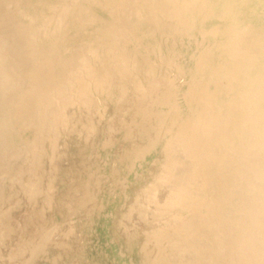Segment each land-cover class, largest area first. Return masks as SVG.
<instances>
[{
  "label": "bare ground",
  "instance_id": "1",
  "mask_svg": "<svg viewBox=\"0 0 264 264\" xmlns=\"http://www.w3.org/2000/svg\"><path fill=\"white\" fill-rule=\"evenodd\" d=\"M96 7L109 11L110 15L113 14L112 18L108 19L109 21L105 19L107 23H104L105 25L102 29L110 37L112 36L114 41L110 40L112 43L110 42L111 45L107 49L97 46V50L92 51L83 60L81 58L82 61L79 60L80 63L77 65L78 61L76 63L77 66H75L72 60L66 57L67 53L71 52V46L67 43L68 38H66V33L69 31L68 27H72V20L75 21L74 23L80 20V23L84 24L87 19L82 17L85 14H92L91 18L95 20L93 15L96 14H93V11L96 10ZM102 14V16H99L100 19L104 17V13ZM83 30L85 31V29ZM181 33H188L192 36L199 35L201 39V41L199 40L201 42L200 50L197 49L198 45L196 44V49L199 50L196 53L198 62L195 61V66H190L191 68L188 69L192 73V79L190 78V82L187 81L190 86L187 87L186 93L182 91L184 92L183 94L170 88L173 83L176 84L174 81L171 85L168 84L170 82L166 81L169 85V87H166L163 81L165 77L161 80V76H155L154 71L158 68H156V65L153 66L156 62L154 61L155 59L153 60L154 63L152 62L149 52L143 51V55L137 44L134 51L128 47L129 44H134L137 40L141 41L155 37L158 34L162 38H169ZM160 41L162 42V40ZM176 41L172 42L176 43ZM180 41L182 40L180 39ZM161 42H158V46L162 45L159 44ZM182 43L184 44V41ZM172 44L171 47L173 48L174 45ZM146 47L148 45L145 46V49ZM151 49L155 48H152L151 45ZM179 49L182 51L180 46ZM153 51L155 53V50ZM158 54L156 58L159 56ZM166 56L168 58L169 55L166 54ZM162 57L164 60L165 56H163V53ZM189 58H191V55ZM262 58L264 59V0H0V112L9 111V118L11 113H13V120L19 124L15 127L19 126L20 130L23 129L22 133L33 129L34 140L29 138L31 140L29 144L35 147H33V151H30L31 158L35 157V159L33 158L35 161L32 159L35 163L29 167L26 165L25 160V163L21 162L24 163V166L13 169L14 165L16 167L17 164L13 163L14 161H12V164L10 159L15 156L12 152L16 149L11 145L10 148L12 147L14 150L12 149V152L9 151L7 139L3 143L5 144L4 148L7 144V149L0 153L1 178L2 175H9L8 177L11 178L8 179L6 177L7 180L11 182L18 180L20 182L19 180L22 179V184L23 180H25L26 182L24 183L28 186L26 196L29 197L26 199L31 203V206L28 208L26 205L27 209L22 210L18 216L14 217V214H12L13 218L11 219L10 212L9 216L7 217V214L4 218L5 222L0 219V249L4 247L3 249L7 250L6 253L0 254V264H28L36 250L46 244L43 242L44 240L46 241L45 238L48 236V229H45L48 226L45 225L46 223L43 224V215H45L44 213H46L48 208L52 209V206L56 205L57 201L60 202L59 199L61 198L60 196L55 197L57 194H55L56 191L54 192L52 181V179H56L54 175L56 177V173H58L56 169L60 165L56 166V163H58L57 157L51 151L58 149L60 146V149H64L61 152L62 155L64 157L67 156L66 151L74 147V145L69 147L67 144V142L70 143L71 141V134L75 126L73 124L76 123V127L79 126L78 136L80 138L84 137L86 139H84V142H88V139H91L89 140L90 142L95 139L92 136H96L98 121H100V127L106 123L103 126L106 135L105 139L106 137L107 139L110 138L112 140L111 144H113V139L119 130L120 123L128 121V124L126 123L124 126H129L131 124L130 118L136 116H149L148 122L151 123L152 127L156 128L154 135L146 132V138L149 141L137 151V153L143 154L142 157L149 150H154L162 138L168 137L171 140V142L169 140L164 155L161 157L162 159L160 161L155 159L156 167L154 169H157L156 171L154 170V184L151 183L153 178L149 175L150 183L153 185L147 183L144 185L142 183L141 185L140 183L138 184L139 186L137 185V189L134 186L136 192L133 193V200L132 202L129 200L131 203L128 206L129 208L126 207L125 215L124 217L122 216L123 222L119 225L125 231L124 238L139 237L137 246L139 254H142L144 258L143 262L148 263L146 260H149L150 255L147 256V254L151 251L150 245L153 243L156 249L152 257L154 264H264V247L261 245L256 246L258 242H264L263 240L258 241L260 239L259 235L264 238V209L257 207L259 203L255 202L259 201L258 198L262 195L255 198V193H258V190L264 187L263 180V183L260 181V175H262L263 170H257L261 163L258 164L255 160V155H257L258 150H261L259 148L264 147V114L260 111V108L264 107V102L259 99L261 96L264 97V61L259 65ZM165 63L167 62L165 61ZM176 65L178 66V63ZM260 67L261 70L259 71H263V74L259 73L260 75H258L256 73ZM169 68L172 71V67ZM179 68L178 66L177 69ZM174 71L176 72V68ZM158 72L161 71L159 70ZM166 72L169 76L170 73ZM178 73L181 76L182 72ZM178 76L176 75V77ZM176 85L174 87H177ZM127 88L131 91L130 97H127ZM179 99L185 100L184 105L188 108V111H184V106L179 103ZM164 106L168 107V111L161 110ZM73 110H76V113ZM107 114L109 115L108 120H105ZM141 119L143 121V118ZM175 119L179 120L178 127H173ZM7 120L4 117L1 120L3 123L0 121L2 138L3 134L5 138L7 137L6 135L13 133L11 128H9L10 133L5 132L8 127L6 126ZM13 120L9 119V121ZM16 122H13V125ZM100 132L103 131L101 130ZM101 134L102 138L104 135L103 133ZM18 137L21 136L18 135ZM26 137L25 139L27 140ZM8 138L12 139L11 137ZM247 138L249 139L246 140ZM241 139H244L243 142ZM134 140L132 138V141ZM104 143L102 145H105ZM29 144L26 145L29 146ZM46 145L51 147L50 150L52 149L49 151L52 153L51 156L45 152ZM91 146L90 148L93 150V141ZM25 148L23 149L27 153ZM29 149H32L31 146ZM5 150L11 153L5 152ZM118 151L120 152L119 149ZM119 152H117V155ZM26 153L23 158L28 155ZM93 153L95 154L94 151ZM18 154L20 152L16 155ZM85 156L83 157L84 159ZM97 157L100 158V154H97ZM15 158L19 160V157L16 156ZM96 159L93 158V160ZM20 161H23V159H20ZM46 164L47 167L45 169ZM105 164L106 162H104ZM10 165L13 167L10 168ZM114 165L117 164L114 163ZM11 169L13 174L9 173ZM25 169L26 172H24ZM30 170L35 173L32 178L28 174ZM77 172H79L78 169ZM34 173L32 172L31 174ZM143 173H145V170ZM110 174L112 175V173ZM134 175L136 176V173ZM70 177L71 175L68 176L69 180ZM98 177H101V175ZM114 177L116 179V176ZM121 177L119 178L121 179ZM6 178H2L3 183ZM85 178L83 179L85 180ZM86 180H89L88 176ZM92 180L89 183L93 182ZM2 181H0L1 185L3 184ZM80 181L82 180L80 179ZM42 183H44L43 186H41ZM81 184L74 186L76 190L72 187L75 190V192L73 191L75 200H72L73 203L71 202L70 205L73 209L80 198H82L83 204L86 202L90 205L92 201V198L85 194L88 193L86 190L92 183L90 185L87 183L89 187L87 184ZM185 184L187 188H183ZM11 186L14 188L13 185ZM115 187L117 186L115 185ZM21 189L19 188V190ZM43 189L46 190L44 191ZM97 190H100V188H97ZM53 192L55 195H53ZM165 193L168 194L164 195ZM42 194L46 196V200L42 199L44 202L40 203H46L47 210H45L46 206L44 205L45 207L38 211L35 205L38 204ZM7 196L0 193V207H6L5 202L8 204L11 201L12 198L9 199ZM15 198L17 197L15 196ZM101 198L100 200H102ZM138 199H141V204L138 203ZM161 200L162 204L155 208V205ZM68 201L71 200L68 199ZM68 201L65 200L64 204ZM19 203L21 204L20 201ZM13 206L12 204V208ZM16 206L21 207V205ZM64 206L66 208V204ZM9 207L7 208L9 209ZM55 207L57 208V206ZM78 209H80V206ZM3 210L2 208L0 213ZM70 210L74 213L72 208ZM83 210L85 211V209ZM90 210L92 211V209ZM5 211L8 213L9 210ZM140 211L157 214L149 219H145L146 216L144 215V220L140 221L137 224L138 226H133V224L130 226L128 223L129 217ZM2 214L5 216L6 213L2 212ZM67 215L71 217L69 216L70 214ZM45 216L47 217L48 215ZM9 217L10 219L6 221ZM68 217L66 218L68 219ZM156 217L160 218L157 219V223L155 222ZM76 219L78 220L79 218ZM147 221L158 224L157 226L155 225L154 235L150 234L152 237L147 235L146 230H150L153 226ZM131 222L133 223V221ZM71 228L75 229L74 226ZM71 228L67 226V230ZM51 230L52 232H50ZM71 230V233L67 234L71 235L73 232ZM49 232L47 243H50L51 240H55V243L62 241L58 237V228H52L51 226V229L49 227ZM64 232L66 233L67 231ZM112 235L111 232V237ZM65 236L67 235L65 234ZM145 236L148 237L146 241H144ZM68 237L65 238L67 239ZM71 237L74 238V236ZM255 237L259 239L255 240ZM65 238L63 236L62 239L64 240L62 243H66ZM176 238L180 239L182 250L188 254L186 256L182 255L184 256L182 257L183 259L178 256L177 259H179L177 261L176 258H170V260L168 257L169 255L171 256L169 253L173 252L171 242ZM78 239H80V236ZM129 239L131 240V238ZM69 241L73 242L72 239ZM131 243L129 244L131 245ZM75 244L73 243L74 246H76ZM261 244L263 245V243ZM48 248L50 249L51 247ZM20 251L24 253L23 260H20L21 255L18 254ZM74 252L76 253V251ZM17 255H19V259H14V256ZM38 256L42 257L41 255ZM46 256L48 255L46 254ZM53 256L55 255L53 254ZM45 259L47 260L46 257H44V261ZM59 259L62 261V258L59 257ZM41 260L43 259L41 258ZM51 261L53 260L51 259ZM65 263L67 264V262Z\"/></svg>",
  "mask_w": 264,
  "mask_h": 264
},
{
  "label": "rangeland",
  "instance_id": "2",
  "mask_svg": "<svg viewBox=\"0 0 264 264\" xmlns=\"http://www.w3.org/2000/svg\"><path fill=\"white\" fill-rule=\"evenodd\" d=\"M96 10H94L93 11V14H96V15H93V16H95V20H92V18H91V15H88V14H85L82 18H84V19H87L86 21H84L85 23L84 24H82V23H80V20H79V22H76V23H74L75 21H71V22H73L72 24V27H68V32L66 33L67 34V36H66V38H68V44H70V46H71V48H70V50H71V52L69 51L68 53H67V55H66V57H67V59L69 58V59H71L72 60V63L75 65V66H77L79 63H80V61L79 60H81V58H82V60L84 59V57H86V56H89V54L92 52V51H95V50H97L98 49V47H103V48H106L107 49V47L109 46V45H111L110 44V42L112 41H114V40H112V36L110 37V35L109 34H107L106 32H105V30H103L102 28L104 27V25L107 23V20L109 19H111L112 18V15H110V13H109V11H105L104 9H102L101 7H96L95 8ZM101 9V11H99ZM96 11V12H95ZM101 12V13H100ZM100 13V14H99ZM102 13H104V17L102 18V19H100L99 18V16H102L103 14ZM106 13H107V16H106ZM98 15V16H97ZM106 16V17H105ZM109 17V18H108ZM105 19H107V20H105ZM82 20V19H81ZM108 20V21H109ZM100 22V23H99ZM105 23V24H104ZM74 26V27H73ZM80 29H79V28ZM83 29H85V31L83 30ZM77 31V32H76ZM92 31V32H91ZM70 32V33H69ZM80 32V33H79ZM96 32V33H95ZM160 35L158 34V35H156L155 37H151V38H147V39H143V40H137L138 41V43H137V41H135V43L134 44H129L128 45V47L129 48H131L132 49V51H134V48H136L135 46H136V44L138 45L137 47L139 48V50L141 51V53L143 52V51H147V52H149V56H150V58H151V60H152V62H153V60L156 62L155 64H153V66L154 65H156V68H158L156 71H154L155 73V76H157V77H160L161 78V80L162 79H164L163 77H165V79L163 80L164 82H165V86L167 87H169V85H171L172 84V82L174 81L176 84H172L173 86L171 87L170 86V88L172 89V90H175V91H177V92H182V91H184L185 93L187 92V87H189L190 86V84H189V82H190V78L192 79V73H191V71L190 70H188L189 68H191V67H193V66H195L194 65V62L195 61H197L198 62V57H197V52L200 50V41H201V39H200V36L199 35H190V34H188V33H181V34H176V35H174V36H171V37H173V38H171V37H159ZM178 37H180V38H178ZM80 38V39H79ZM176 38V39H175ZM191 38V39H190ZM162 40V42L160 41V40ZM166 39V41H164ZM170 39H171V41H170ZM178 39V41H176ZM182 40V41H184V44L182 43V41H180L179 42V40ZM188 39V40H187ZM83 40V41H82ZM86 40V41H85ZM90 40V41H89ZM111 40V41H110ZM190 40V41H189ZM195 40V41H194ZM200 40V41H199ZM71 41V42H70ZM77 41V42H76ZM103 41V42H102ZM109 41V42H108ZM172 41H176V43H173ZM199 41V42H198ZM87 42V43H86ZM111 42V43H112ZM158 42H161V43H159V44H162L161 46L159 45L158 46ZM166 44H165V43ZM173 44H172V43ZM191 42V43H190ZM91 43H92V45H91ZM101 43V44H100ZM140 43H142V44H140ZM172 45H174V47L172 48L171 47V44ZM178 43V44H177ZM194 43H195V45H194ZM199 43V44H198ZM67 44V45H68ZM99 44V45H98ZM181 44V45H180ZM183 44V45H182ZM189 46H188V45ZM196 44L198 45V47L196 46ZM148 45V47H146V49H145V46H147ZM151 45H152V48H155V49H151ZM167 47H166V46ZM98 46V47H97ZM140 46V47H139ZM150 46V47H149ZM156 46V47H155ZM177 46V47H176ZM179 46H180V48L182 49V51L179 49ZM183 46V47H182ZM187 46V47H186ZM142 47H143V49H145V50H143L142 49ZM157 47H160V48H157ZM176 47V48H175ZM196 47H197V49H199V50H197L196 49ZM167 48V49H166ZM172 48V49H171ZM158 49V50H157ZM191 51H190V50ZM153 50H155V53H154V51ZM166 50H168V51H166ZM170 50H172V51H170ZM175 50V51H174ZM159 51V52H158ZM160 51H163V52H161L160 53ZM80 52V53H79ZM159 54H158V53ZM176 52H177V55H176ZM178 52H180V53H178ZM187 52V53H186ZM193 52V53H192ZM84 53V54H83ZM162 53H163V56H165L164 57V60L162 59L163 57H162ZM171 53H172V55H171ZM192 53V54H191ZM143 54V53H142ZM155 54V55H154ZM159 55L158 57L160 58V56H161V60H160V62H159V60L156 58V55ZM166 54H168L169 56H168V58H167V56H166ZM188 54V55H187ZM79 55V56H78ZM83 55V56H82ZM144 55V54H143ZM180 55H181V57H180ZM191 55V58H189V56ZM155 56V57H154ZM172 56V57H171ZM195 56V57H194ZM177 57V58H176ZM194 57V58H193ZM171 58H173V59H171ZM180 58V59H179ZM183 58V60H181ZM75 61H74V60ZM171 59V60H170ZM190 59V60H189ZM192 59V60H191ZM81 60V61H82ZM162 60H163V62H162ZM174 60V61H173ZM79 61V62H78ZM165 61L167 62V63H169L168 65H166L167 63H165ZM178 61V62H177ZM185 61H186V63H185ZM262 61H264V59L262 58L261 59V61H260V64L259 65H261L262 64ZM78 62V63H77ZM171 62H175L173 65L171 64ZM76 63H77V65H76ZM154 63V62H153ZM176 63H178V66L180 67L179 69L181 70H179V69H177L178 68V66L176 65ZM264 63V62H263ZM158 65V66H157ZM191 66V67H190ZM161 67H163V68H161ZM169 67H172V71H171V68H169ZM258 67V66H257ZM161 68V69H160ZM164 68H166V69H164ZM169 68V69H168ZM175 68H176V72L174 71L175 70ZM183 68V69H182ZM257 69V68H256ZM161 71V72H158V71ZM163 70V71H162ZM164 70H166V71H168V73H170L169 74V76L164 72ZM185 70V72L183 73V71ZM259 70H261V67L258 69V72L256 73V74H258V75H260L259 73H261V74H263L262 72L263 71H259ZM262 70H263V68H262ZM170 71V72H169ZM190 73H189V72ZM257 71V70H256ZM174 72V73H173ZM178 72H182L181 73V76H180V73H178ZM161 73V74H160ZM163 74V75H162ZM174 74V75H173ZM182 74H184L183 76H182ZM172 75H173V78L171 79V77H172ZM176 75H179L178 77L180 78H178V77H176ZM176 78H175V77ZM157 77H155V78H157ZM167 77H169V78H167ZM174 79V80H173ZM184 79V80H183ZM172 80V81H171ZM180 80V81H179ZM170 82V83H168L167 84V82ZM177 81V82H176ZM179 81V82H178ZM182 81V82H181ZM187 81H189V82H187ZM163 82V83H164ZM181 83V84H180ZM189 84V85H188ZM177 86V87H174V86ZM183 87H182V86ZM188 85V86H187ZM126 86L127 87H129V85L128 84H126ZM180 86V87H179ZM182 87V88H181ZM180 90V91H179ZM184 92H182V94L184 93ZM127 94H128V96L127 97H130V95H131V91H130V89L129 88H127ZM264 95V94H263ZM115 98V97H114ZM260 100H261V102L263 101L264 102V97L263 96H261L260 98H259ZM180 100H181V102H180ZM184 102H185V100H183V99H179V103H182V106H184V111H188V108L184 105ZM186 108V109H185ZM166 110V111H168V107L166 106H164L163 108H161V110ZM160 110V111H161ZM162 110V111H163ZM73 111H75V113H76V110H73ZM260 111H261V113H263L264 114V107L263 108H260ZM4 113V114H3ZM9 111H5V112H0V121L1 120H3V118L4 117H6V120H7V123H6V126H8L7 127V129H6V131L5 132H7V133H10L11 131H10V129L9 128H11V130H12V132L13 133H11V134H8V135H6L7 137H5L4 138V134H3V138L1 137V128H0V145H2V146H0V153H1V151H3L4 152V149H7L6 147H7V144H6V146H5V148H4V145L5 144H3L4 143V141L7 139L8 141L7 142H9V143H11V144H9L8 143V145H9V147H8V149H9V151H11L12 152V149L13 148H15L18 152L17 153H19L20 152V154H18V155H16L17 153H16V150L15 151H13L12 153H13V155L15 154V156H13V159H10L11 160V163H12V161H14L13 163H16L17 165H16V167H15V165H14V167H13V169H15V168H20L21 166H24L23 164L25 163L24 161L26 160V165H28V167L29 166H33L34 165V159H35V157H32L31 158V152L30 151H33L34 150V146L33 145H30L29 143H31V140H34L33 138H34V134H33V129H32V131H31V129L30 130H27L28 132H29V134L27 135V131H24L23 133H22V131H23V129H21L20 130V128H19V126L18 127H15L16 125H19V124H17V122L15 121V120H13L14 118H13V113H11V117L9 118ZM102 114H104V112H102ZM5 115V116H4ZM153 115V114H152ZM183 116H184V114H182ZM108 114L105 116V120H108ZM2 117V118H1ZM141 118H143V121L144 120H146V121H142V119ZM181 118V117H180ZM9 119H12L13 121H9ZM134 119V120H133ZM139 119V120H138ZM149 119H150V117L149 116H136V117H134V118H130V122H131V124H130V122H129V126L128 125H126V126H124L126 123L128 124V121H126V123H123V122H121L120 123V125H119V130L116 132L117 134L115 135V137H114V139H113V144H111V139L110 138H108L107 139V137H106V139L108 140H106L105 139V131H104V128H103V126L104 125H106V123H105V121L104 120H102L103 121V123H105V124H103L101 127H100V121H98V130L96 131V136H92V138L94 137L95 139H93L92 141H93V150H92V148H90V147H92L91 146V143H92V141H90L89 142V140H91V139H88V142L87 141H85L84 142V137H82V138H80L79 136H78V133L79 132H77L78 131V128H79V126H77L76 127V123H74L73 125H75L73 128V132H72V136H71V138H70V143L69 142H67V144H68V146L70 147L71 145H74V147L71 149H68L67 151H66V154H67V156L66 157H64L63 155H62V153L61 152H63V150L64 149H60V146L58 147V149H55L54 151H55V153H54V151L52 150H50V148L51 147H49L48 145H46V148H45V152H46V154H48L49 156H51V154L53 153V154H55V157H57V162L59 163H56V166L57 165H60V167L59 166H57V171H58V173H56L57 175H56V177H55V175H54V178H56V179H52V181H53V184H54V192L56 191V193L55 194H57V195H55L54 194V192H53V195H55V197H57V196H60L59 198V201L60 202H56V205L54 204L53 206H52V209L51 208H48V210H47V206H46V203H44V204H42L44 201L43 200H46V196L44 195V194H42L41 195V197H40V199H39V202H38V204H36L35 205V207L37 208L36 210H40V209H42V207H45V210H47L46 211V213H44L45 215H48L47 217L45 216V215H43V224H45V225H47V226H45V227H47V228H45V229H48V236H49V234H50V232H52V230L49 232V227H50V229H51V226H52V228H58V237H60V239L62 240L61 242L59 241L57 244L55 243V240H51L50 241V243H47V238H48V236H46L47 238H45L46 239V241L44 240V242L43 243H46V244H43V247L41 248V247H39L37 250H39V251H37L36 250V252L38 253L39 252V254H37L36 252V254H35V256H34V254L31 256L32 258H30V261H29V263L28 264H66L65 262H67V264H154L153 263V259H152V257H153V255L155 254V248H154V244L153 243H151V251H149V254H147V256H149V260H146V261H148V263L147 262H143L144 261V258H143V256H142V254H139V250H138V244L139 243H137L138 241H137V239L139 238L138 236H136V238H135V236L132 238V237H129V238H131V240L127 237V238H124V229L121 227L120 228V223L121 222H123V217H124V213L126 212V207H128L129 205H130V203L132 202V200H133V193H135L136 191V189L138 188V184H140L141 183V185H142V183H143V185L144 184H151V183H153L154 184V181L153 180H155L154 179V174H155V171H156V169H154V167H156L155 165V159H156V161H160L162 158L161 157H163L162 155H164V152H165V149H166V147H167V145H168V143H169V140H170V138H162L161 140H160V142H159V144H158V146H156L155 147V149L153 150H149L148 152H146L145 153V155H144V157H142V155L143 154H139V152L137 153V151L139 150V148L142 146V145H146L147 144V142L149 141L147 138H146V132H148L150 135H154L155 134V131L154 130H156V128H154V127H152L151 126V123H149L148 121H149ZM10 123H9V122ZM2 123H3V121H1ZM1 122H0V124H1ZM13 122L15 123L16 122V124L15 125H13ZM11 124V125H10ZM147 125V126H146ZM178 125H179V120L178 119H175L174 120V122H173V127H178ZM121 128V129H120ZM16 129H17V131H16ZM129 129V130H128ZM14 130V131H13ZM20 130V131H19ZM26 130V129H25ZM103 131V132H100V131ZM139 130V131H138ZM151 130V131H150ZM153 130V131H152ZM10 131V132H9ZM120 131V132H119ZM124 131V132H123ZM16 132H19V133H17L16 134ZM32 132V133H31ZM119 132V133H118ZM126 132H128V133H126ZM7 133H5V134H7ZM74 133V134H73ZM101 133H103V135L104 136H102V138H101V135L100 134ZM122 133V134H121ZM133 135H132V134ZM152 133V134H151ZM23 134V135H22ZM24 134H26L27 135V137H26V135H24ZM31 134H32V136H31ZM145 134V135H144ZM18 135L19 136H21V137H18ZM76 135V136H75ZM120 135V136H119ZM123 137H122V136ZM99 136V137H98ZM119 136V137H118ZM8 137H11L12 139H10V138H8ZM25 137L27 138V140L25 139ZM20 138H21V141H20ZM24 138V139H23ZM31 140H30V139ZM104 138V139H103ZM119 138V139H118ZM121 138V139H120ZM132 138H133V140H134V138H135V140L134 141H132ZM250 138V137H249ZM249 138H247L246 140H248ZM4 139V140H3ZM80 139V140H79ZM123 139V140H122ZM10 140H11V142H10ZM86 140V139H85ZM97 140V141H96ZM98 140H99V142H98ZM110 140V141H109ZM244 140V139H243ZM243 140L241 139V141L243 142ZM27 141V143L26 144H29V146H27L26 144H25V142ZM79 141V142H78ZM107 143H106V142ZM115 141V142H114ZM116 141H118V142H116ZM138 141V142H137ZM146 141V142H145ZM7 142H5V143H7ZM105 142V143H104ZM109 142V143H108ZM120 142V143H119ZM137 142V143H136ZM145 142V143H144ZM170 142H171V140H170ZM22 145H20V144ZM84 143H85V146H84ZM90 144V145H88V144ZM101 144V147H100V144ZM102 143H104L105 145H102ZM114 143H116V144H114ZM127 143V144H126ZM129 143V144H128ZM131 143V144H130ZM144 143V144H143ZM18 144V145H17ZM97 146H96V145ZM118 144V145H117ZM133 144V145H132ZM13 146V148L11 147L10 148V146ZM17 145V146H16ZM80 145V146H79ZM108 145H109V147H108ZM114 145V146H113ZM117 145V146H116ZM122 145H124L123 147H122ZM127 145V146H126ZM131 145V146H130ZM14 146H16V147H14ZM23 146H25V147H27V148H25V147H23ZM30 146H31V148L32 149H29L30 148ZM111 146V147H110ZM1 147H2V150H1ZM21 147V148H20ZM25 148V149H27V153L25 152L26 150H24L23 148ZM34 147V148H33ZM85 147V148H84ZM87 147H88V149H87ZM127 147V148H126ZM49 148V149H48ZM107 148V149H106ZM126 148V149H125ZM264 147H262V148H259V149H261V150H258V153H257V155H255L256 156V162L258 163V164H260L261 163V167L260 166H258L257 167V170L258 171H262V175H260L261 177V182H262V180H263V182H264V179H262V178H264L263 176H264V162H262V161H264V159H262V158H264L263 156H264V149H263ZM11 149V150H10ZM18 149H22V150H18ZM102 149V150H101ZM106 149V150H105ZM118 149L120 150V152L118 151ZM263 149V150H262ZM14 150V149H13ZM57 150V151H56ZM59 150V151H58ZM108 150V151H107ZM123 150V151H122ZM131 150V152H129ZM136 150V151H135ZM8 150H5V152H7ZM8 151V152H9ZM24 152V154H22L23 152ZM49 151H51L52 153H50ZM91 151V152H90ZM93 151L95 152V154L93 153ZM260 151V152H259ZM262 151V152H261ZM11 152H9V153H11ZM22 152V153H21ZM29 152V153H28ZM56 152H57V156H56ZM110 152V153H109ZM117 152H119L118 153V155H117ZM8 153V155H10ZM25 153L26 154H28V155H26L24 158H23V156L25 155ZM78 153V154H77ZM81 153V154H80ZM91 155H90V154ZM131 153V154H130ZM29 154H30V156H29ZM89 154V155H88ZM97 154H100V158L99 157H97ZM113 154H116V155H114L113 156ZM260 154V155H259ZM1 155V154H0ZM12 155V154H11ZM20 155V156H19ZM79 155H80V157H79ZM84 155H86L85 156V159L83 158L84 157ZM93 155H94V157H93ZM136 155H138L137 157H136ZM160 155V156H159ZM19 157V160L17 159V158H15V157ZM22 156V157H21ZM61 156H63L62 158H61ZM117 156V157H116ZM118 156H119V158H118ZM157 156V157H156ZM259 158H258V157ZM26 157H28V158H26ZM60 157V158H59ZM107 157V158H106ZM125 157V158H124ZM153 157H155V158H153ZM262 157V158H261ZM31 158V159H30ZM34 158V159H33ZM70 158V159H69ZM81 158V159H80ZM91 158V159H90ZM93 158L94 159H96V160H93ZM99 158V159H98ZM118 158V159H117ZM159 158V159H158ZM258 158V159H257ZM20 159L22 160L23 159V161H20ZM34 161H33V160ZM80 159V160H79ZM89 159V160H88ZM117 161H116V160ZM127 159V160H126ZM144 159V160H143ZM15 160H16V162H15ZM20 161V162H18V161ZM30 160V161H29ZM82 160V161H81ZM100 160H101V162H100ZM259 160V161H258ZM29 161V162H28ZM68 161V162H67ZM78 161V163L76 164V162ZM85 161H87L86 163H85ZM91 161V162H90ZM110 161V162H109ZM112 161H114V162H112ZM135 161V162H134ZM21 162H24V163H21ZM74 162H75V164H74ZM96 162H97V164H96ZM100 162V163H99ZM104 162H106V164L104 165ZM10 163V164H11ZM12 163V164H13ZM20 163V164H19ZM81 163V164H80ZM95 163V164H94ZM112 163V164H111ZM114 163L115 164H117V165H114ZM19 164V165H18ZM47 164H48V162H47ZM47 164L45 165V169H46V167H47ZM79 164H80V166L81 167H83V168H81L80 166H79ZM83 164H86V165H83ZM110 164V165H109ZM118 164H120L119 166H118ZM139 164V165H138ZM65 165H66V167H65ZM78 165V166H77ZM97 165V166H96ZM152 165V166H151ZM70 166V167H69ZM75 166H76V168H75ZM11 167V165H10V168H12ZM49 167H50V163H49ZM64 167H65V169H64ZM78 167V168H77ZM97 167V168H96ZM102 167H103V169H102ZM125 167V168H124ZM60 168V169H59ZM62 168V169H61ZM89 170H88V169ZM148 168V169H147ZM262 168V169H261ZM50 169V168H49ZM77 169L79 170V172H77ZM100 169V170H99ZM116 169V170H115ZM150 169V170H149ZM66 170V171H65ZM70 170V171H69ZM81 170H82V172H81ZM95 170V171H94ZM112 170V171H111ZM115 170V171H114ZM145 170V173H143V171ZM155 170V171H154ZM31 171V170H30ZM29 171V177L30 178H32V177H34V175H35V173H34V171H31L30 172ZM62 171V172H61ZM84 171H85V173L87 174H85L84 173ZM87 171V172H86ZM142 171V172H141ZM149 171V172H148ZM24 172H26V169L24 170ZM34 173V174H31V173ZM71 172V173H70ZM78 174H77V173ZM94 172H96V173H94ZM117 172H119L118 174H117ZM131 172V173H130ZM136 173V176L134 175V173ZM148 172V173H147ZM9 173L10 174H13V171H12V169H11V172L9 171ZM68 173H69V175H68ZM74 173H75V176L77 177H75L74 176ZM106 173V174H105ZM110 173H112V175L110 174ZM137 173H138V175H137ZM141 173V174H140ZM81 174H83V175H81ZM93 174V175H92ZM97 174V175H96ZM71 175V177H70V180H69V178H68V176H70ZM99 175H101V177H98ZM119 175H121V176H119ZM150 175V177L151 178H153L152 179V182L150 183V181H151V179H150V177H148ZM4 176V177H3ZM9 175H7V176H5V175H2V178L4 179V178H6V177H8ZM12 176V175H11ZM87 178V176H88V179L89 180H86V178ZM91 177V179H90V177ZM114 176H116V179H115V177ZM125 176V177H124ZM127 176V177H126ZM142 176H144V177H142ZM73 177V178H72ZM81 177V178H80ZM93 177V178H92ZM95 177H97V178H95ZM119 177H121V179L119 178ZM124 177V178H123ZM135 177V178H134ZM1 178V176H0V181H2L3 179ZM11 178V177H10ZM9 177H8V179H10ZM76 180H75V179ZM83 178H85V180L83 179ZM123 178V179H122ZM143 178H144V180H143ZM148 178V179H147ZM80 179L82 180V181H80ZM93 179V180H92ZM100 180V181H98V180ZM104 179H106V180H104ZM137 179V180H136ZM7 178L4 180V183H3V181H2V185L3 186H5V187H3L1 184V188H0V193H1V195H5V196H7L9 199H11V201H9L10 202V204H9V202H8V204H6L7 202H5V206L6 207H0V210H2V208L4 209L2 212L3 213H6L5 214V216L2 214V212L0 213L1 215H0V219H1V221H3V222H5V220H4V218L6 217V215H7V217L9 216V214H10V212H11V219L13 218L12 217V214H14L13 216L15 217V216H18L19 215V213L22 211V210H26L27 209V206H28V208L31 206V203H29V201H28V199H26V198H29V197H27L26 196V192H27V185H26V183H24V182H26L25 180H23V184H22V179L21 180H19L20 182H18V180H15L16 181V183H15V181H10V180H7ZM51 180V179H50ZM54 180H55V182H54ZM93 181V182H91V183H89L90 181ZM128 180V181H127ZM134 180H136V181H134ZM58 181V182H57ZM65 181V182H64ZM69 181V182H68ZM75 181H76V183H75ZM77 181H79V182H77ZM95 181H96V186L94 185V183H95ZM105 183L104 185H103V183ZM113 183H112V182ZM135 183H134V182ZM144 181V182H143ZM11 182V183H10ZM44 182H45V179H44ZM64 182V183H63ZM72 182V183H71ZM117 182L119 183L118 185H117ZM125 182V183H124ZM262 182V183H263ZM91 184L90 185V187H89V185H88V189L86 190V192L88 191V193H85L86 194V196H88V197H90V198H92V201H91V204L89 205L88 203H84L83 204V201H82V198H80V200L79 201H81V202H76L75 204H77V205H75V208L73 209V207H71L70 205H71V202L73 203V201L72 200H75V193H73V191L75 192V190H76V187H74V186H77V185H80V184ZM100 183V184H99ZM121 183H123V184H121ZM19 184H21V185H19ZM26 186H25V185ZM43 184L44 183H42L41 184V186H43ZM45 184H47V183H45ZM74 184V185H73ZM81 184V185H82ZM134 184V185H133ZM153 184H151V185H153ZM264 184V183H263ZM7 185H8V187H7ZM11 185H13V187L14 188H12V186ZM16 185H17V187H16ZM18 185H19V187H18ZM71 185V186H70ZM112 185V186H111ZM115 185L117 186V187H115ZM121 185V186H120ZM131 185V186H130ZM138 185V186H137ZM68 186V187H67ZM98 186H100V187H98ZM104 186H106V187H104ZM114 186V187H113ZM136 187V189H135V187ZM7 187V188H6ZM21 187H22V189H21ZM72 187H74L75 188V190H74V188H72ZM81 187V186H80ZM94 187V188H93ZM96 187V188H95ZM102 187H104V189H102ZM134 187V188H133ZM2 188H3V190H2ZM10 188V189H9ZM14 190H12V189ZM16 188V189H15ZM19 188L21 189V190H19ZM67 188H69V189H67ZM70 188H72L71 190H70ZM97 188L99 189L100 188V190H97ZM107 188V189H106ZM131 188V189H130ZM183 188H187L186 187V184H185V186L183 187ZM8 189H9V191H8ZM56 189V190H55ZM111 189V190H110ZM135 189V190H134ZM168 189V188H167ZM166 189V190H167ZM3 191V193H2V191ZM18 190H19V193H18ZM25 190V191H24ZM44 191L46 190V189H43ZM60 190H61V193H60ZM68 190V191H67ZM95 190V192H93V191ZM124 190V191H123ZM132 190V191H131ZM134 190V191H133ZM264 187L263 188H261L260 190H258L259 192L257 193H255V198L256 197H259L261 194V196H260V198H258V200L259 201H255L256 203H259V205H257V207H261L262 208V210L264 209ZM8 191V192H7ZM21 191V192H20ZM64 191H66V192H64ZM70 191H72V192H70ZM92 191V192H91ZM97 191H98V195H97ZM120 191H121V193H120ZM11 192V193H10ZM14 192H16V193H14ZM92 193V195H91V193ZM110 192V193H109ZM130 192H131V194H130ZM7 193H9V194H7ZM25 193V194H24ZM63 193H64V195H63ZM71 193V194H70ZM123 193L125 194L124 196H126V197H124L123 196ZM12 194V195H11ZM88 194V195H87ZM93 194H94V197H93ZM116 194V195H115ZM128 195V197H127V195ZM168 193H165L164 195H167ZM257 194V195H256ZM96 195V196H95ZM12 196V197H11ZM15 196L17 197V198H15ZM66 197L65 199H64V197ZM108 196H109V198H108ZM130 196V197H129ZM68 197V198H67ZM101 197H103V198H101ZM114 197V198H113ZM20 198V199H19ZM100 198L102 199V200H100ZM21 199H22V201H21ZM23 199H26V200H23ZM43 199V200H42ZM68 199L69 200H71V201H68ZM113 201H112V200ZM13 200V201H12ZM41 200V201H40ZM63 200V201H62ZM65 200H67L68 202H66L65 204H66V208H64L65 206V204H64V201ZM84 200V199H83ZM96 200H98V201H96ZM106 200H107V202H106ZM119 200V201H118ZM129 200H131V202L129 201ZM19 201L21 202V204L19 203ZM28 201V203H26ZM138 201V203L139 204H141L142 203V201H141V199H138L137 200ZM40 202H42V203H40ZM69 202H70V204H69ZM105 202V203H104ZM263 202V203H262ZM19 203V204H18ZM26 203V204H25ZM61 204L60 206H59V204ZM79 203V204H78ZM12 204L14 205L13 206V208H12ZM107 204V205H106ZM126 204V205H125ZM162 204V200L161 201H159L158 202V204H156L155 206V208H157V207H159V205H161ZM16 205H21V207L20 206H16ZM23 205H25V206H23ZM27 205V206H26ZM43 205V206H42ZM45 205V206H44ZM67 205H69L70 206V208H72V210H74V213L70 210V208H69V206H67ZM112 205V206H111ZM10 206V207H9ZM55 206H57V208L55 207ZM64 206V207H63ZM80 206V209L82 208V210L83 209H85V211L83 210H80V209H78V207ZM85 206V207H84ZM109 206V207H108ZM7 207H9V209L7 208ZM23 207H25V208H23ZM55 207V208H54ZM63 207V208H62ZM77 207V208H76ZM86 207H88V208H86ZM90 207V208H89ZM94 207V208H93ZM111 207V208H110ZM116 207V208H115ZM6 208V209H5ZM11 208V209H10ZM14 208H16V209H14ZM54 208V209H53ZM62 208V209H61ZM114 208V209H113ZM129 208V207H128ZM154 208V209H155ZM49 209H51L50 211H49ZM64 209V210H63ZM88 209V210H87ZM90 209H92V211L90 210ZM93 209H94V211H93ZM110 209V210H109ZM117 209V210H116ZM118 209H121V210H118ZM5 210H9L8 211V213L5 211ZM11 210V211H10ZM13 210V211H12ZM68 210V211H67ZM78 210H79V212H78ZM87 210V211H86ZM96 210V211H95ZM114 210V211H113ZM53 211V212H52ZM59 211V212H58ZM71 211V212H70ZM123 213H122V212ZM51 212V213H50ZM78 212V213H77ZM91 212H92V215H91ZM143 212H144V214H143ZM54 213V214H53ZM89 213V214H88ZM99 213V214H98ZM106 213V214H105ZM112 213V214H111ZM118 213H119V216H118ZM139 213H140V215H139ZM139 213H137V214H135L134 216H131V217H129V219L130 220H128V223L130 224V226L133 224V226H138L137 224L138 223H140V221H142V220H144V218H145V216H146V218L145 219H149L150 217H152L153 215H156L157 213H150L149 214V212H146V211H140ZM62 214V215H61ZM67 214H70L69 216H71V217H68V215ZM72 214V215H71ZM76 214V216H74ZM78 214V215H77ZM94 214H95V216H94ZM96 214H98V215H96ZM102 214H105V215H102ZM108 214H109V216H108ZM115 214V215H114ZM117 214V215H116ZM149 214V215H148ZM152 214V215H151ZM3 215V216H2ZM60 215V216H59ZM84 216V218H83V216ZM89 215H91V216H89ZM145 215V216H144ZM151 215V216H150ZM68 217V219L66 218V217ZM72 216H74V217H72ZM80 216V217H79ZM90 217V219H89V217ZM111 216V217H110ZM123 216V217H122ZM46 219H45V218ZM92 217V218H91ZM110 217V218H109ZM148 217V218H147ZM71 218V219H70ZM76 218H79L78 220L76 219ZM97 218H99V219H97ZM111 218H112V220H111ZM119 218V219H118ZM159 217H156L155 219H156V223H157V219H158ZM10 219V217L6 220V221H8ZM45 219V220H44ZM50 219V220H49ZM62 219V220H61ZM82 219V220H81ZM83 219H84V221H83ZM87 219V220H86ZM140 219V220H139ZM160 219V218H159ZM75 220V221H74ZM81 221V223H80V221ZM86 220V221H85ZM116 220V221H115ZM47 221V222H46ZM52 221V222H51ZM54 221V222H53ZM56 221V222H55ZM58 221V222H57ZM72 221V223H70ZM74 221V222H73ZM92 221V222H91ZM131 221H133V223L131 222ZM50 223V226H49V223ZM76 222V223H75ZM112 222V223H111ZM151 226H153L152 228H150V230H146L147 231V235H149L150 237H152V235H154V232H155V227L158 225V224H156L155 222H152V221H147ZM146 222V223H147ZM48 223V224H47ZM57 223V224H56ZM66 223V224H65ZM69 223V224H68ZM110 223H111V227H110ZM153 223H155V224H153ZM61 224V225H60ZM68 224V225H67ZM62 225H66L65 227L64 226H62ZM118 225V226H117ZM156 225V226H155ZM168 225V224H167ZM54 226V227H53ZM62 226V227H61ZM67 226H68V228H71V227H75V229L74 228H71V229H73V230H71V231H73L72 232V234L70 235V234H67V233H71L70 232V230H67ZM79 226V227H78ZM168 226H170V225H168ZM43 227V226H42ZM59 227H60V230H59ZM77 227V228H76ZM83 227V228H82ZM62 229H64V230H62ZM91 229V230H90ZM110 229H111V231H110ZM116 229V230H115ZM78 230V231H77ZM81 230V231H80ZM45 231V230H44ZM61 233H60V232ZM64 231H67L66 233L64 232ZM69 231V232H68ZM110 231V232H109ZM123 231V232H122ZM150 233H149V232ZM111 232H112V237H111ZM118 232V233H117ZM67 235V236H69L70 237V239H69V237L66 239L65 237H67V236H65V234ZM62 234H64V235H62ZM74 234V235H73ZM82 234V235H81ZM109 234V235H108ZM116 234H118V235H116ZM150 234H152V235H150ZM76 235H77V237L79 238V236H80V239L82 240H80V239H78L77 237H76ZM61 236H62V238H63V236H64V238H65V241H66V243L64 242V243H62L63 242V240L64 239H62L61 238ZM71 236H74V238L73 237H71ZM115 236V237H114ZM120 236V237H119ZM262 235H259V237H260V239L259 238H257V237H255V240H258V241H261V240H263L264 241V238H262L261 237ZM119 238H120V242H119ZM121 238H122V241H121ZM148 237H144V241H146V239H147ZM71 240L72 239V241L73 242H71V241H69V240ZM111 239V240H110ZM126 239V240H125ZM127 239H129V240H127ZM79 240V241H78ZM109 240H110V242H109ZM115 240V241H114ZM117 240V241H116ZM180 239H178V238H176V239H174L173 240V242H171V244L173 245V249H172V253H169V254H171V256L169 255L168 257H169V259L171 258V259H175L176 258V261L179 259V258H181V259H183L182 257H184V256H186V255H188L184 250H182L183 248H182V243H181V241H179ZM54 241V242H53ZM124 241V242H123ZM178 241V242H177ZM79 242H81V243H79ZM116 242H119V243H116ZM133 243V246H132V243H131V245L129 244V243ZM73 243H76L75 245L76 246H74L73 245ZM107 243V244H106ZM123 243V244H122ZM180 243V244H179ZM260 243V244H259ZM261 243H263V245L261 244ZM50 244V246H48ZM62 244V245H61ZM121 244H122V246H121ZM176 244H178V245H176ZM41 245H42V243H41ZM44 245H46L45 247H44ZM70 245V247H68ZM79 245V246H78ZM83 245V246H82ZM120 245V246H119ZM263 246L264 247V242H258V244L256 245V246ZM55 246H56V248H55ZM66 246V248H64ZM74 246V247H73ZM176 246V247H175ZM177 246H178V248H177ZM180 246V247H179ZM48 247H51L50 249L48 248ZM54 247V248H53ZM61 247V248H60ZM68 247V248H67ZM77 247H78V249H77ZM4 248V247H3ZM3 248H1L0 250V254L2 255V254H4V252L6 253L7 252V250H4ZM46 249L45 251H44V249L43 250H41V249ZM57 248H59V250H57ZM65 250H67V251H65ZM81 248V249H80ZM128 248V249H127ZM131 248V249H130ZM181 248V249H180ZM3 249V250H2ZM9 249H11V248H9ZM54 249V250H53ZM62 249H63V251H62ZM76 249V250H75ZM80 249V250H79ZM126 249V250H125ZM133 249V250H132ZM40 250H41V252H40ZM49 251V253H48V251ZM71 250H73V251H71ZM79 250V251H78ZM131 250V251H130ZM176 250V251H175ZM57 251H59L60 252V254H59V252L57 253ZM74 251H76V253H78V254H76ZM119 251V252H118ZM177 251H179V252H177ZM42 252H43V254H42ZM72 252H73V254H72ZM80 252V253H79ZM131 252V253H130ZM175 252V253H174ZM186 254H185V253ZM56 253H57V255H56ZM82 253V254H81ZM189 253V252H188ZM19 255H21L20 257V260H23V258H24V253H22L21 251L18 253ZM45 254V255H44ZM46 254L48 255V256H46ZM53 254L55 255V256H53ZM174 254V256H172ZM0 255V256H1ZM19 255H17V256H14V259H19ZM37 255H44V256H42V257H40V256H38L39 257V259H38V257H37ZM65 255V256H64ZM80 255H81V257H80ZM182 255H184V256H182ZM51 256H53L54 258L55 257H57L58 259H59V257L60 258H62V261H61V259H59L60 260V262H59V260L57 259V258H53V257H51ZM63 256V257H62ZM74 256H76L75 258H74ZM141 256V257H140ZM179 256V258L177 259V257ZM44 257H46L47 258V260L45 259V261H44ZM51 257V258H50ZM174 257V258H173ZM35 258V259H34ZM41 258L43 259V260H41ZM74 258V259H73ZM81 258V259H80ZM130 258V259H129ZM141 258V259H140ZM147 258V257H146ZM35 261H34V260ZM48 259H50V260H48ZM51 259L53 260V261H51ZM70 259V260H69ZM170 259V260H171ZM31 260H33V261H31ZM68 260V261H67ZM264 260V259H263ZM80 261V262H79ZM139 261H140V263H139ZM130 262V263H129ZM133 262V263H132Z\"/></svg>",
  "mask_w": 264,
  "mask_h": 264
}]
</instances>
